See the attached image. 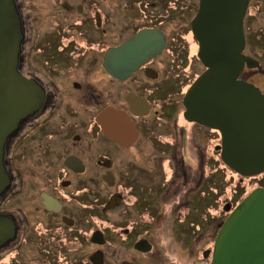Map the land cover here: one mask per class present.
Masks as SVG:
<instances>
[{
  "label": "flooded vegetation",
  "instance_id": "obj_1",
  "mask_svg": "<svg viewBox=\"0 0 264 264\" xmlns=\"http://www.w3.org/2000/svg\"><path fill=\"white\" fill-rule=\"evenodd\" d=\"M221 2L0 0V18L8 19L9 8L20 20L18 69L43 94L41 107L5 145L10 182L0 195V218L5 220L0 226V264H30L31 238L41 242L36 249L43 253V264H60L61 254L67 264H95V252L100 264H106L101 246L109 242L107 226L94 224V217L121 207L130 194L147 220L168 202L172 213L178 210L176 217L183 215L178 226L188 223L195 195L206 193L213 167H229L222 159L221 132L190 120L185 105L190 87L207 69L201 59L205 10L212 22L230 0ZM255 6L249 0L243 53L259 66L245 65L239 78L264 94V57L250 52L248 30ZM124 124L130 132L123 130ZM159 126L172 133L167 148L171 176L161 185L143 172L134 174L129 158L135 149H147L146 138ZM197 128L210 135L202 137ZM230 169L240 179L256 182L251 191L264 188V172L242 176ZM216 185L214 243L238 205L233 195L221 208L226 190ZM100 207L98 214L94 210ZM146 226L144 231L151 229L150 223ZM124 230L130 232L128 226ZM97 231L102 243L93 241ZM141 238L153 248L150 238L140 237L133 242L136 250L141 251L135 247ZM76 244L96 248L78 258L71 253ZM213 248L206 249L211 260Z\"/></svg>",
  "mask_w": 264,
  "mask_h": 264
},
{
  "label": "water",
  "instance_id": "obj_2",
  "mask_svg": "<svg viewBox=\"0 0 264 264\" xmlns=\"http://www.w3.org/2000/svg\"><path fill=\"white\" fill-rule=\"evenodd\" d=\"M248 2L230 0L212 22L205 10L201 59L207 69L185 96L186 116L221 132L222 159L242 176L264 172V94L239 78L245 65L259 66L258 60L243 53ZM11 12L8 8V19L0 18V195L10 182L4 163L6 142L43 102L40 88L28 83L18 69L22 31L16 11L13 16ZM126 126L123 130L130 132ZM1 221L5 220L0 218V226ZM93 241L102 243V233L94 232ZM135 247L152 250L146 238ZM210 252L206 250L204 256ZM92 259L101 263L98 252ZM211 264H264V188L248 193L223 221Z\"/></svg>",
  "mask_w": 264,
  "mask_h": 264
},
{
  "label": "rangeland",
  "instance_id": "obj_3",
  "mask_svg": "<svg viewBox=\"0 0 264 264\" xmlns=\"http://www.w3.org/2000/svg\"><path fill=\"white\" fill-rule=\"evenodd\" d=\"M254 2L256 4L255 15L249 23L250 29L248 30L251 39L250 52L259 57H264V54L261 56V53H264V0H254ZM261 8L262 11L260 12ZM257 12H259L258 15ZM197 130L202 137L210 135L207 130L198 128ZM149 135L146 138L148 141L147 149L142 150L143 152L135 149L129 153V158L132 160L134 174L137 170L143 172L142 176L147 180L149 179L151 183L161 185L171 176L167 148L172 141V133L169 129L159 126L154 135ZM216 167V169L213 167L214 174L211 175L209 185L205 187L206 193L195 195L193 208L188 211L186 216L188 223L184 226H178L179 219H184L183 215L176 217L178 210L172 213L168 202H163L165 204L164 210L147 220V217L140 215V212H137L136 207L132 204L135 200L133 194L128 196V202L121 207L100 215L103 218L94 217V224L102 223L105 227L107 226L109 242L101 246L105 253L106 264H211V255L205 257L203 253L206 249H212L214 244L213 229L219 211L218 208H214L216 202L214 184L222 185L223 189L226 190L223 197L220 198L222 201L221 208H223L225 201H229L230 196L233 195H236L235 202L239 203L256 184L250 179H240V176L232 173L233 171H230L229 167L224 165ZM159 190L156 188V194ZM153 197L155 198V195ZM100 209L101 207L94 211L101 214ZM148 223L151 224V229L144 231ZM125 226H128L130 232L127 233L124 230ZM140 237L150 238L153 243L152 250L139 252L133 247L134 240ZM30 241L34 244L29 245L28 262L30 264H43V261H40L43 259V253H39V250L36 249L40 248L41 242L35 238H31ZM92 247L96 248V246L88 244L84 246L76 244L74 252L71 251V253L78 258H86ZM63 256L64 254H61L60 264H67L65 262L66 257Z\"/></svg>",
  "mask_w": 264,
  "mask_h": 264
}]
</instances>
